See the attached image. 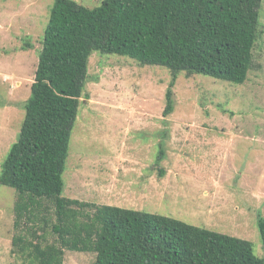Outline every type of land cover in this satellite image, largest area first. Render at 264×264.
Returning a JSON list of instances; mask_svg holds the SVG:
<instances>
[{"label":"rangeland","instance_id":"obj_1","mask_svg":"<svg viewBox=\"0 0 264 264\" xmlns=\"http://www.w3.org/2000/svg\"><path fill=\"white\" fill-rule=\"evenodd\" d=\"M53 3L0 0V175L20 135ZM259 30L246 82L182 72L168 116V68L94 52L63 195L206 226L252 241L264 257V0ZM17 194L0 183V264H21L12 253ZM95 257L68 251L65 264Z\"/></svg>","mask_w":264,"mask_h":264},{"label":"trees","instance_id":"obj_2","mask_svg":"<svg viewBox=\"0 0 264 264\" xmlns=\"http://www.w3.org/2000/svg\"><path fill=\"white\" fill-rule=\"evenodd\" d=\"M261 4L101 0L89 7L54 0L20 135L0 175V183L18 192L12 253L21 264H65L68 251L92 252L94 264H264L248 239L170 215L63 195L94 52L168 68V116L182 72L246 82L260 34ZM258 224L264 247L262 215Z\"/></svg>","mask_w":264,"mask_h":264}]
</instances>
